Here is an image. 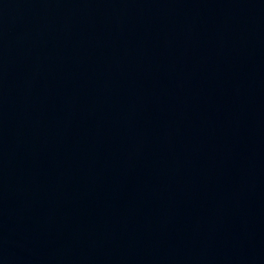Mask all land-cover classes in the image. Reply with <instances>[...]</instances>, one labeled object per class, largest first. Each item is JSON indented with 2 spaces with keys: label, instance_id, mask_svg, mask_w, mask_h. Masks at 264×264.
Instances as JSON below:
<instances>
[{
  "label": "water",
  "instance_id": "water-1",
  "mask_svg": "<svg viewBox=\"0 0 264 264\" xmlns=\"http://www.w3.org/2000/svg\"><path fill=\"white\" fill-rule=\"evenodd\" d=\"M0 264H264V0H0Z\"/></svg>",
  "mask_w": 264,
  "mask_h": 264
}]
</instances>
